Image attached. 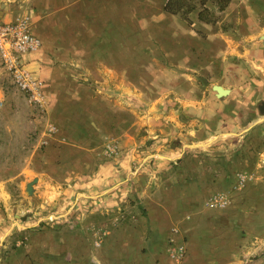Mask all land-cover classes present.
<instances>
[{
  "label": "crops",
  "instance_id": "0c3cea01",
  "mask_svg": "<svg viewBox=\"0 0 264 264\" xmlns=\"http://www.w3.org/2000/svg\"><path fill=\"white\" fill-rule=\"evenodd\" d=\"M165 1L76 0L88 46L108 20L138 57H78L95 85H75V108L97 137L63 168L89 199L67 202L71 188L50 182L66 194L56 225L13 214L0 188V264H245L247 243L264 238V167L230 170L221 156L264 129V0H232L215 23H189ZM37 56L26 57L35 78H54Z\"/></svg>",
  "mask_w": 264,
  "mask_h": 264
},
{
  "label": "rangeland",
  "instance_id": "374dc122",
  "mask_svg": "<svg viewBox=\"0 0 264 264\" xmlns=\"http://www.w3.org/2000/svg\"><path fill=\"white\" fill-rule=\"evenodd\" d=\"M75 3L76 0H0V188L10 204L7 209H12L13 214L23 210L37 218L47 217L56 225L61 224L56 221L58 218L68 219L67 213L55 218L56 214L64 213L67 206L63 204L67 199L73 203L83 197L89 199L88 190L70 187L75 183L72 179L78 170L67 174L63 168L75 163L81 146L97 137L91 127L83 125L86 118L83 111L75 108V103L81 101L75 93V85L94 84L83 75L78 57H83L86 50L85 56L91 57L107 54L138 57V49L122 38L124 30L103 23L108 20L99 21L100 38L88 46L77 31L79 13ZM96 17H103L100 8L96 9ZM91 31L96 34L95 30ZM129 31L127 29L126 33ZM27 36L36 38L38 45L24 47ZM33 53L55 69L54 78L45 76L43 82L35 78L27 67L26 58ZM66 72L70 73L69 78ZM27 74L39 82L37 98L28 94L17 81ZM77 74L82 78L77 79ZM65 101L72 110H65ZM69 112L71 115L67 116ZM99 112V116L105 117V112ZM47 140L52 141L51 145ZM224 145L223 151L227 154L221 156L230 170L264 167V129L252 131L238 141L228 140ZM212 159L215 166L222 163L217 158ZM50 182L62 191L71 188L65 201L62 198L66 194L58 189L54 191ZM251 246L253 253L244 258V263L264 264V238H253L247 243V247Z\"/></svg>",
  "mask_w": 264,
  "mask_h": 264
},
{
  "label": "trees",
  "instance_id": "16d2710c",
  "mask_svg": "<svg viewBox=\"0 0 264 264\" xmlns=\"http://www.w3.org/2000/svg\"><path fill=\"white\" fill-rule=\"evenodd\" d=\"M232 0H166L164 10L192 23L191 15L206 23L217 21V12L225 10Z\"/></svg>",
  "mask_w": 264,
  "mask_h": 264
},
{
  "label": "built area",
  "instance_id": "2783aa9c",
  "mask_svg": "<svg viewBox=\"0 0 264 264\" xmlns=\"http://www.w3.org/2000/svg\"><path fill=\"white\" fill-rule=\"evenodd\" d=\"M24 47H29V48H33L36 45H38V40L36 38L33 37H25V41H23ZM19 85L26 90V92L28 94H30L32 97H38V91L40 90V85L39 82L37 81V79H33V77H31L29 74H27V77H21L19 79H17ZM117 147L116 143L113 142L110 145L107 146V149H112L114 150ZM52 219V218H51ZM185 249L184 248H179L177 250V252H175V255L177 257V259L179 261H181L184 256H185Z\"/></svg>",
  "mask_w": 264,
  "mask_h": 264
},
{
  "label": "water",
  "instance_id": "95a60500",
  "mask_svg": "<svg viewBox=\"0 0 264 264\" xmlns=\"http://www.w3.org/2000/svg\"><path fill=\"white\" fill-rule=\"evenodd\" d=\"M214 88L217 90V92H218L219 94H223V93H225V91H226V90H224V89H223L221 86H219V85H216ZM258 108H259V110H260L261 113H264V100L258 105Z\"/></svg>",
  "mask_w": 264,
  "mask_h": 264
}]
</instances>
